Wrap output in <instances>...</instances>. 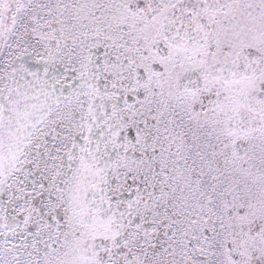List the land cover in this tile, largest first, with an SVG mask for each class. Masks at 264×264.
<instances>
[{
	"label": "snow or ice",
	"instance_id": "snow-or-ice-1",
	"mask_svg": "<svg viewBox=\"0 0 264 264\" xmlns=\"http://www.w3.org/2000/svg\"><path fill=\"white\" fill-rule=\"evenodd\" d=\"M0 264H264V0H0Z\"/></svg>",
	"mask_w": 264,
	"mask_h": 264
}]
</instances>
